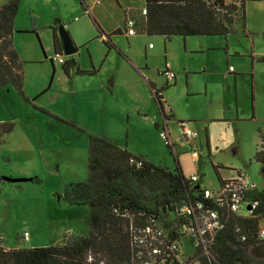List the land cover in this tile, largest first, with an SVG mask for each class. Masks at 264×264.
<instances>
[{"label":"rangeland","instance_id":"obj_1","mask_svg":"<svg viewBox=\"0 0 264 264\" xmlns=\"http://www.w3.org/2000/svg\"><path fill=\"white\" fill-rule=\"evenodd\" d=\"M84 1L88 8L94 5L89 13L103 26L118 23L121 7L131 11L137 32L127 39L116 34L112 41L136 66L116 49L108 52L95 38V23L80 0L20 1L14 20L18 29L52 24L59 18L73 41H85H79L74 54L61 50L60 56L74 57L81 67L94 63L98 75H79L71 85L61 76L64 71L50 38L20 30L13 33L27 99L12 85L0 88V122L13 123L0 142V235L5 248L57 244L66 236L86 234L88 207L71 205L61 195L87 177L88 135L172 169L171 149L160 134L164 125L183 174H197L201 188H215L220 177L235 173L232 169L246 173L257 188L264 187V174L253 159L260 146L259 131L264 134V62L259 60V52L264 51V0H247L243 6L247 33L240 14L226 37L188 36L184 42L181 36L164 39L143 32L142 0ZM73 8L77 12L72 13ZM145 64L148 69L141 70ZM165 67L174 79L164 87L163 101L175 117L163 121L146 79L165 85V74L158 72ZM218 119L225 121L224 133L209 122ZM182 124L196 133L197 161L191 159ZM208 129L218 146L209 158ZM212 163L218 166V176ZM24 231L29 233L25 239Z\"/></svg>","mask_w":264,"mask_h":264},{"label":"trees","instance_id":"obj_2","mask_svg":"<svg viewBox=\"0 0 264 264\" xmlns=\"http://www.w3.org/2000/svg\"><path fill=\"white\" fill-rule=\"evenodd\" d=\"M20 1L7 0L0 5V88L12 85L27 99L22 91V62L12 43L14 19ZM234 1L144 0L141 13L145 16V33L161 35L165 39L176 35H225L230 30L238 7L242 9L241 19L244 18V0H239V5ZM80 4L86 8L84 0H80ZM54 22L58 23L57 19ZM93 22L97 25L94 19ZM55 52L59 53L56 47ZM65 61L61 63L65 72L68 63L76 65L73 59L68 63ZM165 70L160 74H164ZM76 72L93 73L92 70L78 68ZM168 81L171 80L166 78V84L159 88L148 81L150 93L157 102L163 121L171 117V113L164 110L161 93ZM108 83L111 85L112 81ZM154 126L159 127L157 123ZM12 128L13 123L0 122V141ZM164 139L166 142L167 139ZM260 139L263 143L255 150L253 159L260 164V171L264 174V136L260 135ZM205 144L208 150L207 136ZM174 145L166 142L175 162L173 168L169 169L136 156L113 141L88 135L87 177L72 183L61 195L71 205L88 207L86 234L66 236L57 244L8 248L2 246L0 235V264H134L137 248L132 242L133 233L145 227L151 217L156 218L159 226L169 227L174 221L172 212L178 204L201 189L199 178L192 182L189 176L183 174ZM211 165L217 174L218 166ZM253 197L259 199L257 211H262L264 216V187L255 189ZM227 219L224 229L213 240V247L219 254L217 261L223 264H264V258L255 259L249 254L250 247L259 243L254 238L257 220L236 214ZM236 225L239 226V232H235ZM23 233L21 237L25 239L29 233L26 237ZM239 234L245 235L246 240L236 241ZM176 251L180 253V250ZM166 253L170 254L164 256L161 264L181 263L173 252ZM184 256L185 252L180 259L183 260Z\"/></svg>","mask_w":264,"mask_h":264},{"label":"built area","instance_id":"obj_3","mask_svg":"<svg viewBox=\"0 0 264 264\" xmlns=\"http://www.w3.org/2000/svg\"><path fill=\"white\" fill-rule=\"evenodd\" d=\"M125 33L128 35L136 33L135 22L130 17L125 20ZM55 55L58 56V62H64L60 54ZM164 74L167 80L174 78V73L168 69ZM181 129L184 140L191 145V159L197 161L199 152L193 145L196 133L183 124ZM160 134L167 139L164 126ZM261 141L260 139V144L263 143ZM166 142L170 143L168 140ZM232 171L235 173L220 177L215 188H201L178 204L176 210L172 212L174 221L172 220L173 224L169 227L159 226L156 218L151 217L145 227L133 233L132 242L137 248L134 264H161L164 256L170 254L166 251L173 252L174 257L181 261L180 264H223L217 261L219 254L213 247V240L224 229L228 216L235 214L255 218L257 226L254 238L258 242L263 241L264 216L262 211H257L259 199L253 197V191L257 187L240 169ZM189 179L194 182L198 176L191 173ZM239 231V226L236 225L235 232ZM23 234L27 236V232ZM245 240V235L239 234L236 237L238 242ZM176 250H180V253L177 254ZM183 252L185 256L182 260L180 256Z\"/></svg>","mask_w":264,"mask_h":264},{"label":"crops","instance_id":"obj_4","mask_svg":"<svg viewBox=\"0 0 264 264\" xmlns=\"http://www.w3.org/2000/svg\"><path fill=\"white\" fill-rule=\"evenodd\" d=\"M7 0H1L0 1V5L1 4H3L4 2H6ZM48 1H51V0H48ZM225 3H229V2H231V1H234V0H223ZM97 2H99V0H97ZM143 2V4H142V8L140 9V12H141V10H143L144 9V1H142ZM235 2V4L236 5H239L237 2L238 1H234ZM246 2H247V0H244V7H246ZM81 5V4H80ZM84 5H85V10H86V12H88V15L89 16H91V18L92 19H95L89 12L92 10V7L94 6V5H91V7H89L88 8V6H87V4L85 3V1H84ZM19 8V7H18ZM83 8V7H82ZM71 12L73 13V12H77V8H73V10H71ZM121 13H122V16H119V21H118V23L117 24H115L114 26H110L109 24L107 25V26H103V25H100L98 22H96L97 23V25L96 24H94L95 25V28H96V31H97V34L95 35V38H99V39H101L102 40V42L104 43V45L106 46V49L108 50V52H109V50H115L116 49V51H117V53L120 55V57L122 58V59H125V60H127L129 63H131V64H133V66L135 67L136 66V62H134L132 59H131V61L128 59V57L125 55V53L120 49V47H119V45H117L116 43H114L113 41H112V37L114 36V35H124L125 36V38L127 39V36H129L128 34H126L125 33V20H126V18H132L133 19V17H132V15H131V11L130 10H128V9H124L123 7H121ZM242 13V9H240L239 7L237 8V10H236V13H235V15H234V21H233V23L235 22V20L237 19V16L238 15H240ZM141 15H142V18H141V26H142V30H143V32H145V30H144V27H145V16L141 13ZM245 18V17H244ZM244 18L243 19H241L242 21H241V27H242V30L244 31V32H246L247 33V31H246V23H245V20H244ZM55 19H57V22L58 23H55L54 21H53V23L51 24V23H47L46 25H41V26H34V27H32L31 29H28L27 27H25V28H21V29H18L17 27H16V25H14V31H13V33L14 32H18L19 30L21 31V32H23V33H26V32H30V33H35L36 35H37V37H40L41 38V35L43 34L44 36H45V38H50V41H51V47H52V49H53V53L54 54H60V52H61V50H62V42H61V39H60V37L58 36V33H57V25H60L61 24V20L59 19V18H55ZM54 19V20H55ZM15 20V19H14ZM96 20V19H95ZM134 20V19H133ZM36 21V20H35ZM134 22H135V20H134ZM233 23L231 24V27H232V25H233ZM64 25V24H63ZM135 25H136V23H135ZM102 26V27H101ZM64 27L66 28V25H64ZM231 27H230V29H231ZM68 28V30H70V28L69 27H67ZM136 28V27H135ZM28 30V31H27ZM40 30H45L46 32H39ZM229 32H230V30H229ZM228 32V33H229ZM228 33L227 34H225V35H222V34H210V35H208V34H199V35H188V36H224V37H226L227 35H228ZM134 35V34H133ZM132 36V35H131ZM161 36V35H160ZM176 36H180V35H176ZM188 36H184V37H188ZM163 38H164V36H162ZM173 37V36H172ZM171 37V38H172ZM182 37V36H181ZM184 37H182V40H183V42H184ZM12 38H14V35L12 34ZM170 38V39H171ZM165 39V38H164ZM79 41H80V39H75V41H74V44L76 45V47L78 46V44H79ZM80 42H82V44H85V41L83 42V40H81ZM149 45V44H148ZM118 46V47H117ZM129 46H130V43H128V48H129ZM55 47H56V49H58L59 50V53H57V52H55ZM254 47V46H253ZM77 49H78V47H77ZM107 52V53H108ZM255 51H254V49L252 48V53H254ZM44 54V53H43ZM259 60H261V61H263L264 62V59H262V57H264V51H260L259 52ZM19 58V57H18ZM44 58H46V56L44 55ZM257 58V57H256ZM71 59H73L75 62H76V65L75 66H71L69 63H68V61L69 60H67L66 59V61H65V63H68V65H67V72H65L64 70H63V68H62V70L64 71V74H61V76H62V78H64L65 80H68V79H70V81H72L71 82V85L75 82V80H74V78H78L79 77V75H81V76H86L87 78H92V77H96L97 75H98V70L95 68V66H94V63H89V65L87 66V67H81L80 65H79V63L75 60V58L74 57H72ZM251 66H252V69H253V63L251 64ZM61 67H62V64H61ZM81 69V70H85V71H93V73H86V74H79V73H77L76 72V69ZM83 68V69H82ZM139 69V68H138ZM142 69H148V65L147 64H145L144 65V68H141V70ZM127 70V69H126ZM128 72V71H127ZM158 72L159 73H161V71H159L158 70ZM96 75V76H95ZM61 76H60V78H61ZM146 77H149V75H145ZM61 78V79H62ZM151 80H149V79H146L147 80V83H148V81H151L153 84H154V87L155 88H159L160 87V85H161V83H157L156 82V79H152L151 77H149ZM138 79V78H137ZM145 80V79H144ZM112 81V80H111ZM67 82V81H66ZM109 82V81H108ZM109 84V83H108ZM112 86H113V81H112V84H111ZM110 85V86H111ZM162 86V85H161ZM107 88V87H106ZM162 96H163V90H162ZM149 94H150V96L153 98V96L151 95V93H150V88H149ZM164 98V97H163ZM154 99V98H153ZM155 101V100H154ZM165 102V101H164ZM155 103H156V105H157V102L155 101ZM164 110H165V112H170L171 113V110H170V108H168L167 107V105L164 103ZM157 111H158V113H159V109H158V105H157ZM160 114V113H159ZM254 115H255V112H254V110H253V115L251 116V119H254ZM55 116V115H54ZM175 117V115H174V113H171V117L169 118V119H171V118H174ZM220 120H224V119H218V120H210L209 122L211 123L212 122V125H215V126H218V127H220L221 128V130H223L224 128H225V121H220ZM217 122V123H216ZM209 130V129H208ZM225 131L223 130V133H224ZM260 135H263L264 136V134L263 133H261V131H259V138H260ZM5 136V138H6V134L4 135ZM4 136L2 137V140L0 141V142H3V139H4ZM206 136H207V138H208V158H209V156H210V154H212L213 152H212V149L214 148V149H217L218 148V146H216L215 144H214V139H216L215 138V136L213 135V132L211 131V130H209L208 132H206V134H205V138H206ZM196 139V138H195ZM193 140V142H195L196 143V140ZM197 144V143H196ZM210 153V154H209ZM143 158V157H142ZM213 164V163H212Z\"/></svg>","mask_w":264,"mask_h":264},{"label":"water","instance_id":"obj_5","mask_svg":"<svg viewBox=\"0 0 264 264\" xmlns=\"http://www.w3.org/2000/svg\"><path fill=\"white\" fill-rule=\"evenodd\" d=\"M57 33L61 39L62 50L64 54L65 55L74 54L77 51V47L74 44V41L70 33L65 29L64 25H59ZM249 254L255 259L264 258V240L257 244L252 245L249 249Z\"/></svg>","mask_w":264,"mask_h":264}]
</instances>
